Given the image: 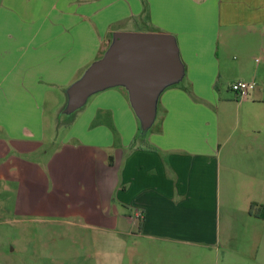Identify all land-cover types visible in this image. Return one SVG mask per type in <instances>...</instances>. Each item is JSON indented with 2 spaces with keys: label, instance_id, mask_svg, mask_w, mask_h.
<instances>
[{
  "label": "crops",
  "instance_id": "0c3cea01",
  "mask_svg": "<svg viewBox=\"0 0 264 264\" xmlns=\"http://www.w3.org/2000/svg\"><path fill=\"white\" fill-rule=\"evenodd\" d=\"M157 27L173 35L181 74L158 91L151 129H127L122 84L74 126L1 129V189L30 184L33 211H81L129 234L145 264H264V217L249 211L264 203V0H0V99L34 103L115 31ZM237 79L255 81L243 98ZM107 109L114 127L79 126Z\"/></svg>",
  "mask_w": 264,
  "mask_h": 264
},
{
  "label": "rangeland",
  "instance_id": "374dc122",
  "mask_svg": "<svg viewBox=\"0 0 264 264\" xmlns=\"http://www.w3.org/2000/svg\"><path fill=\"white\" fill-rule=\"evenodd\" d=\"M141 31L165 32L159 27ZM101 56L90 59L82 65L65 88L46 90L45 96L42 99L40 97L33 100L34 103L17 104L16 99L13 100V98L0 99V130L20 129L24 122L35 128L58 131L65 125L74 126L78 117L84 116L85 119L87 113L95 108L96 102L101 99L106 89L121 87L115 84L94 90L86 96L80 106L68 112L65 110L68 89ZM121 88L128 96L126 87ZM3 91L4 88L0 83V97ZM229 94L231 98H235L231 91ZM235 99L237 101V98ZM6 100L9 102L5 103ZM11 102L12 104H9ZM228 112L234 114L235 108H229ZM92 114L93 112L87 116L86 123L79 126L93 127V130L114 127L112 111L104 110L100 120L99 116L93 117ZM30 117L34 120H30ZM133 120L127 129L134 132L137 138H142L153 126L152 124L142 128L141 119L135 111ZM79 121L83 119L80 118ZM98 122L103 124L97 125ZM15 186L16 189L13 191ZM2 187L3 184L0 183V264H145L144 256L134 255V248L129 251L130 245H134L132 236L129 234L118 233L116 229H104L96 223H88L81 211L68 213L33 211L28 207V202L33 196L30 184H23V188L20 184H11L8 190L1 189ZM16 202L18 209H16ZM255 208L259 209L258 205Z\"/></svg>",
  "mask_w": 264,
  "mask_h": 264
},
{
  "label": "water",
  "instance_id": "95a60500",
  "mask_svg": "<svg viewBox=\"0 0 264 264\" xmlns=\"http://www.w3.org/2000/svg\"><path fill=\"white\" fill-rule=\"evenodd\" d=\"M180 74L181 63L171 33L117 30L104 54L68 89L65 110L80 106L94 90L122 84L142 128H147L153 120L158 91Z\"/></svg>",
  "mask_w": 264,
  "mask_h": 264
},
{
  "label": "built area",
  "instance_id": "2783aa9c",
  "mask_svg": "<svg viewBox=\"0 0 264 264\" xmlns=\"http://www.w3.org/2000/svg\"><path fill=\"white\" fill-rule=\"evenodd\" d=\"M256 59L258 60V57ZM254 86L255 81L253 79H237L230 83V88L234 91L237 98L245 97Z\"/></svg>",
  "mask_w": 264,
  "mask_h": 264
},
{
  "label": "trees",
  "instance_id": "16d2710c",
  "mask_svg": "<svg viewBox=\"0 0 264 264\" xmlns=\"http://www.w3.org/2000/svg\"><path fill=\"white\" fill-rule=\"evenodd\" d=\"M249 211L258 214L256 211H259V215L264 217V203H259V209L254 207V204H251L249 207Z\"/></svg>",
  "mask_w": 264,
  "mask_h": 264
}]
</instances>
